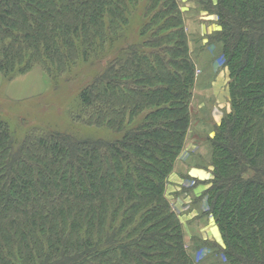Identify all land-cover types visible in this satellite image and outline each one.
<instances>
[{"label": "trees", "instance_id": "trees-1", "mask_svg": "<svg viewBox=\"0 0 264 264\" xmlns=\"http://www.w3.org/2000/svg\"><path fill=\"white\" fill-rule=\"evenodd\" d=\"M143 1L0 0L1 75L64 74L120 38ZM145 1L142 40L80 94L77 118L121 138L33 129L17 142L0 121V264H200L166 196L196 123L197 67L178 1ZM201 4L218 19L230 111L196 138L224 242L200 250L210 264H264V0Z\"/></svg>", "mask_w": 264, "mask_h": 264}, {"label": "rangeland", "instance_id": "rangeland-1", "mask_svg": "<svg viewBox=\"0 0 264 264\" xmlns=\"http://www.w3.org/2000/svg\"><path fill=\"white\" fill-rule=\"evenodd\" d=\"M177 1L184 18L191 57L197 67V81L193 101L194 109L195 111L198 110V113L196 114L195 127L190 131V136L187 139V146L178 159L181 163L177 162L176 167L182 165V162H188L190 159L198 160L200 154H202V149L207 146L206 142L199 141L196 138L204 137L207 132H210L211 127L216 124L214 117L224 116L227 108V105L223 104L225 103L224 97L227 95L225 92L226 86L224 85L223 91L220 93L215 90L219 94L218 101L211 86L213 71L217 72V69L219 71L217 58L213 59L214 61L206 58L207 55L210 58L214 55L220 56V54L218 56L219 46L211 41L215 33L212 30L213 24L215 23L218 26V22L212 20L217 21L218 19L209 10L203 8L201 3L207 0ZM146 2L145 0L140 2L136 5V8L132 9L129 22L120 32V38L118 37L113 43L106 44L103 51L92 55L88 60H78L64 74L56 77L43 74V78L36 73L39 70H33L36 74L31 75L26 82L15 83L13 90H9V83L22 76H17L12 81H3L4 86L0 93V121L9 126L13 138L17 142H21L28 131L33 129L68 134L77 139L113 141L121 138V133L113 132L105 127L87 125L83 120L77 118L82 110L80 94L105 70L107 62L119 55L123 47L142 40L140 30L145 19ZM219 58L221 60V56ZM224 105L226 108H224L222 114L220 107ZM194 140L197 144L188 145V142ZM198 183L193 179H184L181 183L182 192L190 190L193 186L196 187ZM172 205L178 214L186 211L184 207L181 208L179 205H177L179 207L177 208L174 202ZM194 230L195 228L192 229L193 232ZM185 234L188 235L187 231H185ZM198 241L201 240H198V238L191 240L189 245L186 244L187 249H192L189 252L194 253V257L200 261V264H206L207 261H204L205 257H203V251L200 250L201 245Z\"/></svg>", "mask_w": 264, "mask_h": 264}, {"label": "crops", "instance_id": "crops-1", "mask_svg": "<svg viewBox=\"0 0 264 264\" xmlns=\"http://www.w3.org/2000/svg\"><path fill=\"white\" fill-rule=\"evenodd\" d=\"M216 2V0H214ZM213 22H217L216 20H212ZM213 32H217L220 30L219 26H217L215 23L213 24L212 28ZM207 35V34H206ZM220 52L218 51V56ZM220 57V56H219ZM217 57L216 55L212 56L211 58L207 55L208 60H213L217 58V64L219 65V71L218 69L216 70L217 72H214V75L212 76L213 82H212V87L214 89V95L216 97V100L218 101V93L223 91L224 85L226 86L225 92L226 96L224 97L225 100V105H227V108L224 106L220 107L222 109V114L224 113V108H226V112L228 113L230 111V106H229V87H228V82H229V70L225 68L222 65V61L220 58ZM205 59V57H204ZM214 61V60H213ZM221 61V64H220ZM217 67V68H218ZM35 71H38L36 69ZM35 71H32L25 76L20 77L19 79L12 81L9 83V90H13V86L22 82H26V80L30 79V76L33 74H39V76L43 77V73L39 70L38 72L35 73ZM41 77V78H42ZM44 78V77H43ZM225 79V81H224ZM3 81L4 78L0 73V93L3 88ZM225 82V83H224ZM35 86V85H34ZM201 106V105H200ZM200 109V107H199ZM221 114V115H222ZM223 118L222 116L219 117H214L216 124H220L221 120ZM211 133L210 135L213 136V130H210ZM190 144H197L196 141H191L188 142V145ZM201 148V147H199ZM209 153H208V147H205L202 149V154H200L199 158L197 161L194 160H188V162L183 163L182 165H179L178 167L175 168L173 174L169 178V184L167 186L166 190V196L169 199L171 203H175L176 207L177 205L181 206V208H185L186 211H181L183 212L180 215V220L184 225L185 231H187L188 235L186 234L187 237V245H189V242L195 238H198V240H201L203 242H209V243H215L220 247H224V242L221 236V233L219 231L218 226L215 223V220L211 216H207L206 212L208 210V207L206 206V200L203 198V195L205 191L209 188L210 186V181L212 180V171L213 167L210 164V158H209ZM193 158V157H192ZM179 163H181L179 161ZM185 164V165H184ZM188 180V179H193L199 182L196 184V187H192L190 190H184L182 192V181L183 180ZM178 203V204H177ZM179 208V207H177ZM179 210V209H178ZM194 232L192 229H194ZM193 232V233H192ZM192 233V234H191ZM195 236V237H193ZM200 242V241H198ZM198 246V243L196 244ZM190 247V246H189ZM192 251V249H189ZM196 250V249H195ZM194 251V250H193ZM192 255L194 254L193 252ZM207 264H210L209 260L206 259Z\"/></svg>", "mask_w": 264, "mask_h": 264}, {"label": "built area", "instance_id": "built-area-1", "mask_svg": "<svg viewBox=\"0 0 264 264\" xmlns=\"http://www.w3.org/2000/svg\"><path fill=\"white\" fill-rule=\"evenodd\" d=\"M192 186V185H191ZM188 187H190V186H188ZM205 253H207V252H205Z\"/></svg>", "mask_w": 264, "mask_h": 264}]
</instances>
